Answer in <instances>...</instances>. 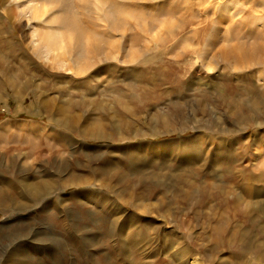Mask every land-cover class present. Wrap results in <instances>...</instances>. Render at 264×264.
<instances>
[{"label": "rangeland", "instance_id": "374dc122", "mask_svg": "<svg viewBox=\"0 0 264 264\" xmlns=\"http://www.w3.org/2000/svg\"><path fill=\"white\" fill-rule=\"evenodd\" d=\"M88 1L147 50L71 68L0 0V264H264V0Z\"/></svg>", "mask_w": 264, "mask_h": 264}, {"label": "bare ground", "instance_id": "6f19581e", "mask_svg": "<svg viewBox=\"0 0 264 264\" xmlns=\"http://www.w3.org/2000/svg\"><path fill=\"white\" fill-rule=\"evenodd\" d=\"M41 1L54 3L53 7L51 8V15L49 14L42 21L43 23L45 21H47L45 23H46V25H49L50 27H47L44 30L41 29L38 31V34L41 36L40 38H42L43 41L45 42L46 48H48V49L49 48L50 49L56 48L57 49V47H58L57 43H58V41H60V37L66 36L67 31L73 30L76 33L75 42H71V44L74 43L72 46L69 43L66 44V42L64 45H62V49H67L66 53H67V55H70V57H71V58H69V61L67 63L65 62L67 64V66H69L71 68L75 67L78 70L80 68L89 69L92 66L107 63V62H109V60L114 55H117V53L122 52V50H124L123 53L125 56L128 53L129 58H133L134 57L133 54L139 55V51L141 53V52L147 50V48H146L147 45H145V47L142 48V51H141V49H137V48L133 49L134 44L135 45L141 44V41L136 39V38L129 39L126 37V39L121 40L118 37L117 38L106 37V36L104 37L103 35H100L99 34L100 29L98 28L99 26L97 25L98 19L97 18L95 19V17H94L95 15L92 14L93 11H97L100 8H99V6H96L92 9L91 8L92 3H93L92 1L90 2V1L86 0V2H85L83 0H79L78 3H80V11L78 10L79 11V12L77 11L78 13L76 11H73V9H71L72 2L70 0H41ZM125 1H130V0H125ZM89 2L91 3V6H90ZM116 3L117 2H115V4H113V5H109L107 8H104V10H103L105 18L106 17L108 18L107 21H112V23H110L112 26H114L112 28H115L118 22L127 21L126 19L117 18L113 15V10H116L114 8L116 6H119V4H120V3H117V4ZM123 3L125 5V2H123ZM122 4H120V5L122 6ZM15 7L17 8V6L10 7V12H12L14 16L17 13V12L14 13ZM16 11H18V10L16 9ZM126 11L128 12L127 6H126ZM5 12H7V13H5ZM5 12H4L5 14H8V11H5ZM32 16H33L32 18H34V16L36 17V15H32ZM80 21H84V23L80 22ZM52 22H58V23L54 24L56 26L51 27V24L53 25ZM148 23L149 22H147V23L143 22L141 24V29L146 30V28L150 27V26H148ZM107 24H109V23H107ZM151 24H153V23L151 22ZM118 27H119V25H118ZM100 28H102V27H100ZM109 29H111V28H109ZM106 31H107V29H106ZM115 32H116V30H115ZM71 33H72V31H71ZM85 36H87V37H85ZM58 37H59V40H58ZM69 38H70V40L72 39L71 37H69ZM1 39L2 38H0V43L2 41ZM61 39H63V38H61ZM56 40H58V41H56ZM72 40L74 41V36H73ZM39 43H40V41H39ZM249 44H251V45H248V47H251L253 49L252 51H250L247 47H245L246 44L243 42L236 46V48L239 49V51H240V53H239L240 55L238 57L240 59L245 58L246 60L245 59L244 60L249 64L252 61L254 62V60H249L247 58L248 54L253 53V54L258 55L257 59H255L256 62H258V63L264 62V46H259V44L256 41H252ZM10 45H12V44H10ZM42 48H43V45H42ZM46 48H45V50H46ZM60 48H61V46H60ZM40 50H42V49H40ZM131 51H132V54L129 55V53ZM234 51H235V49H234ZM231 52L233 53L232 48L228 49L225 47L222 51L224 56H228L229 54H231ZM66 53H65V51H64V53L58 52V53H55L52 57H54V58L62 57L63 60H67ZM241 61H242V59H241ZM251 103H252L253 108H256L260 104L258 99H257V101L252 99Z\"/></svg>", "mask_w": 264, "mask_h": 264}]
</instances>
